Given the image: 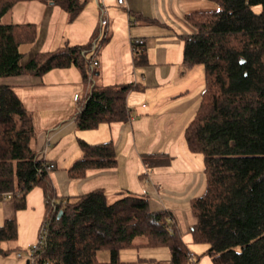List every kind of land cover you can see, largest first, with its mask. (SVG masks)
Returning a JSON list of instances; mask_svg holds the SVG:
<instances>
[{
	"label": "trees",
	"instance_id": "obj_1",
	"mask_svg": "<svg viewBox=\"0 0 264 264\" xmlns=\"http://www.w3.org/2000/svg\"><path fill=\"white\" fill-rule=\"evenodd\" d=\"M18 1L29 0H0V18ZM38 1L59 6L69 20L86 2ZM214 1L215 10L184 15L194 32L181 35L183 67L201 65L204 74L198 106L184 128L186 147L201 154L205 174L203 193L189 203L194 218L191 242L206 246L212 264H264V0ZM130 15L148 20L137 12ZM35 38L34 23L0 22V77L39 76L73 65L82 80L91 82L93 70L84 45L37 51L23 63L19 47ZM131 51L133 63L146 62L143 41L131 40ZM130 88L91 84L74 115L75 127L93 129L100 123L127 120ZM34 136L30 113L11 86L0 84V198L5 193L23 198L35 186L42 189L45 238L35 252L37 264H122L120 250L141 246L165 247L169 264H190V251L173 217L164 209H151L146 196L126 194L109 203L103 189H93L56 201L49 170L43 166L46 160L32 146ZM78 144L81 157L68 167L71 177L116 165L110 141L79 139ZM160 159L143 156L148 166ZM16 237L15 219L5 218L0 225V255L7 253L2 243ZM104 249L108 261L98 258Z\"/></svg>",
	"mask_w": 264,
	"mask_h": 264
},
{
	"label": "rangeland",
	"instance_id": "obj_2",
	"mask_svg": "<svg viewBox=\"0 0 264 264\" xmlns=\"http://www.w3.org/2000/svg\"><path fill=\"white\" fill-rule=\"evenodd\" d=\"M27 2L28 1H20L18 5H13L9 11L1 16L0 22H19L27 21V19L33 21L36 26V34L38 30L36 46H33V50L36 51L44 49L53 50L57 47L63 46L65 44L63 42L66 40L68 42L67 44L87 46L86 49L88 51L86 56L88 58H91L90 56H94L97 60L100 59V65L92 72V84H100L101 80L102 83L105 81L110 84L123 81V84H130L132 88L134 83H141V79L137 71H135L136 76L134 77V66L130 56L131 42L129 41V37H132V41H136L138 38V40L141 39L143 41V38L139 37L136 34V31H143L144 34H140V36H144V38L149 40L150 43L153 42L154 38L158 35H164V37H171L172 35L173 38L180 42L178 35L190 31V25L182 18H177V16H175L174 13L169 10V7H167V12H164L162 9L159 10L158 16H154L157 19H154L152 16V5H149L152 2L150 0H138V5L145 3V6L142 8L143 15H141H145L144 17L148 16V20L151 19L152 21L149 20L150 23L148 24L138 23V18H135V16L131 15V18L137 20V22L133 25V22L131 21L129 26L126 18L128 9L127 6L117 5L116 0H105L103 5L107 11V17L110 18V23L113 26L112 31L108 29L107 26L102 28V32H108L103 36L104 38L106 37L105 39L102 36L97 38L99 33V25L97 23V17H95V11L92 10L94 7L95 10L97 9L94 0H87L89 6L85 10L83 9V15L77 16L80 13L79 11V13L72 20H69L66 11L56 5L55 7L62 16H55L52 26L50 27L40 23L42 11L40 7H33L31 2ZM25 4H29L27 11L24 8ZM185 7L186 8L184 9L187 12L193 10L209 11L217 9L218 4L214 0H192L191 3H188ZM254 9L258 11L260 6L256 5L254 6ZM46 34L50 35L48 36V40L47 36H45ZM61 35H63V37H61ZM95 39L98 40L97 49L93 50L91 49V44H93V40ZM21 48L22 46L20 49ZM26 51L28 52V49ZM135 68H137V66H135ZM193 68L194 69L191 75L188 77V92L183 94L181 97L178 96L173 98V102L182 101L183 99L192 100V103L185 111V114L182 116V118H176L173 122L171 119H169L167 121V125H165L167 122L164 124L163 121H160L161 123L156 125L158 122L157 118H159L156 116L157 118L154 117L152 119L154 124H152L151 121L149 123H145V131H143L141 135L139 134V136H137V149H141L147 144L152 143L151 141L153 138H161V136L166 132L168 137H170L166 141L158 140L157 142H153L156 146L153 149H162L166 151V155L163 156H166L167 160L166 158L160 159V162L164 164L166 163V165L163 164L161 167L170 168V170L174 172L173 177L178 183L177 190L175 191L176 193L169 196L167 195L168 197H164L162 192L163 201L166 204L164 207L170 209V211L176 215L178 226L185 225L188 218L193 219L189 208L190 200L192 197L201 195L205 188V174L203 172L202 156L199 153L190 152L186 147L184 139V128L194 115V112L198 106L200 92L204 86V74L202 66L194 65ZM200 69L202 70V73L200 72ZM60 70L67 72L69 77L66 80H58L52 84V97L56 101H60L63 97V92L68 89L69 91L77 89V91L83 94L87 83L82 80L80 70L77 67L71 65L70 67L64 69L54 68L51 72H60ZM97 72H99V75ZM73 73L79 76V78L77 77V84H75L76 80H73L71 77ZM39 76L42 77L46 75L43 73ZM6 79L7 78L0 77V80L6 81ZM94 80L96 83H94ZM35 92L38 94L34 95L37 98H40V89L34 90V93ZM23 93L24 92H22L21 95H23ZM25 97H30V94H27ZM25 97L23 101L26 100ZM28 101L29 102H24V104L25 108L31 115L32 125L34 127L35 133L36 131L45 132L49 131V129H54V127L57 126L56 123H60L63 120H59L58 118L60 113L59 107L62 105L60 102L55 104L53 102L50 103L48 100L47 106L46 104L39 103L40 101L36 102L32 100V97H30ZM170 101L172 100L170 99L167 102ZM75 109L70 107L68 109V115L75 114ZM166 117L167 115L164 116V119ZM82 132L89 131H74L68 136H65L58 144H55L54 142L51 143L50 149L52 150L54 157L56 156L55 158L57 165L56 167L50 169L49 172H54L57 170L63 171V168L67 165L65 163H67L70 159H73V157L78 155V153L81 154L78 140L82 139L80 136L83 134ZM75 159L76 158H74V160ZM165 181L167 182L168 179H165ZM57 187L59 196L58 198H55L56 201H58L59 198L64 195L62 192H60L61 188L59 184H57ZM18 196L19 195L15 196L14 194H10L9 197L4 196L0 198V225L3 223L5 218H14L17 231L16 239L13 241L3 242L2 246L7 250V253L5 254L6 256L13 257L19 264H25L28 246L37 241L39 232L41 230L44 217L45 198L42 189L38 186L28 190L23 198H19ZM116 197L118 198L119 196ZM68 198L72 199L73 197L71 195ZM117 198L113 199L111 193H107L106 195V200L109 203L113 202ZM188 233L189 230L187 227L185 233L181 232V236L182 239H184L185 242L189 244L188 246H190L191 249H193L196 253V264H212L210 258L204 251L206 246L200 243H191L190 240H188ZM141 239L142 238H138L137 241H141ZM18 250L22 252L21 258L15 257V252ZM120 252L119 254H122L124 259L131 261L129 264H150V260L160 261V259L166 260L169 258V250L165 247L122 249ZM138 257L145 258L139 259ZM98 258L102 261L108 259V250L104 249L99 251ZM164 264L168 263L165 262Z\"/></svg>",
	"mask_w": 264,
	"mask_h": 264
},
{
	"label": "crops",
	"instance_id": "obj_3",
	"mask_svg": "<svg viewBox=\"0 0 264 264\" xmlns=\"http://www.w3.org/2000/svg\"><path fill=\"white\" fill-rule=\"evenodd\" d=\"M94 1L97 6V9L95 10L94 7V9L92 10L95 11V17H97V23L99 25L100 5H103V3H105V0H94ZM150 1H152L151 4L149 5H152L153 17L158 16L159 14L158 12L161 9L164 12H167V7H169V10L173 12L174 15L177 16V18H182L185 21L184 15L186 13L191 12V11L189 12L185 11L184 8H186L185 6L188 3H191L192 0H150ZM19 2L20 1L14 3L13 5L15 4L18 5ZM29 2L32 3L33 7L38 6L42 10L40 23H42L43 25L45 24L46 26L50 27L52 26V22L54 21L55 16H62L59 14L57 8L55 7L56 5L52 3L42 2L38 0H29L27 3ZM144 4L145 3H143L142 5L141 4L138 5V0H126V4L124 5L127 6L128 8L127 16H126L128 26L130 25L131 21L133 22L132 23L133 25L134 23L137 22V20L131 18L130 13L132 12L134 13L138 11L137 13L140 12L139 14L143 15L142 8L143 6H145ZM28 5L29 4H25L24 6L26 11L28 9ZM88 6L89 5L86 0L82 9L80 10V13L77 16L83 15L82 14L83 9L85 10ZM10 9L11 8H9L7 11H9ZM193 11H198V10H193ZM146 17L149 18L148 16ZM155 18L156 17H154V19ZM23 22L34 23L33 21L28 19L27 21H19V22L15 21V22H4V23H23ZM110 22L111 20L110 18H108L107 28L112 31L113 26L111 25ZM138 23L148 24L150 23V21L145 19L144 20L138 19ZM189 30L190 31H187L186 33H181L178 35L180 42H178L175 38H173L172 35L171 37H164V35H158L154 38V41L151 43L149 42V40H146L144 36H140V34H144L143 31H136V34L139 37L143 38V46L145 47L146 50L145 51L146 62L144 64L133 63L132 51H130L131 61L134 66L133 69L134 77L136 76L135 71H137L140 76L141 83L138 82L134 83L132 88H130L126 94V105L129 110L128 119L125 121L118 120L108 123L107 122L102 123L93 129L83 130L89 132H82L83 134L81 135L79 134L84 141L89 143L110 141L115 149L116 165L114 167L102 168V169L90 168L86 170L85 175L83 177L73 178L68 174L67 169L76 159L81 157L80 156L81 154L78 153V155L73 157V159H70L67 163H65L67 165L63 168V171L57 170L54 172H49L51 184L56 193L57 198L59 196L57 191L58 188L57 184L60 185L61 188L60 192L64 194L59 199H65L70 197L71 195L72 197H74L82 193L91 191L93 189H103L105 195H107V193H111L113 199L117 198L116 196L121 197L126 194L146 196L148 198V202L151 209L153 210L164 209L171 214V216L173 217V222L177 227L180 236H181V232L185 233L188 227L189 230L188 240H190L191 242L190 228L194 223V218L193 219L188 218L187 223L185 225L178 226L176 215L172 211H170V209L164 207V205L166 204L163 201L162 192L164 197H168L169 195L176 193L175 191L177 190L178 183L177 180L173 177L174 172H172L170 168L161 167L164 164L162 162L153 164L151 166H148L143 162L144 155H153L163 158L164 157L163 155H166L165 154L166 151L162 149H153L154 147H156L155 143L153 142H157L158 140L166 141L170 137H168V134L166 132L161 136V138H153L151 141L152 143L147 144L141 149H137L138 148L137 136H139V134L141 135L142 132L145 131L144 129L145 123H149L151 121V123L154 124V122H152V119L156 116L159 117V118L156 117L158 119L156 125L161 123L160 121H163V123L165 124L169 119H171V121L173 122L176 118L179 117L182 118V116L185 114V111L189 108L190 104L192 103V100L190 99H185V100L183 99L182 101L173 102V98L178 96L181 97L183 94H186L188 92V88H189L188 77L191 75L194 69L193 68L194 66L184 68L182 64L183 41L181 35L194 32V28L191 25L189 27ZM45 36H47V40H48L49 38L48 36L50 35L46 34ZM61 37H63V35H61ZM131 38L132 37H129L130 42L132 40ZM37 39H38V30L34 42L30 44L21 45L22 46L21 49H20L21 46L19 47V49L22 52H24V57L22 59L23 63L33 53L38 51V50L37 51L33 50V46H36ZM63 43H65L64 45H66L68 42L66 40ZM27 49L28 52L26 51ZM39 51H45V49ZM99 65H100V59L98 60V66ZM135 66H137V68H135ZM51 71H53V69L46 71L47 73L44 72L46 76H42V77L33 74L4 76V78L7 79L6 81L0 80L1 81L0 84H6L11 86L15 91V93L17 94V96L22 99L20 100L22 101L23 104L24 102H29L28 99L30 97H32V100L36 102L40 101L39 103L46 105L48 104L47 103L48 100L50 103L53 102L57 104L58 102H60V104H62L59 107L60 113L58 115V118L59 120L60 119L63 120L60 123L57 122L56 123L57 126L55 125L56 127H54V129H49V131H45V132L36 131L32 144L34 149L37 152H39V155L44 160L53 163L54 167H56L57 165L55 158L56 156L54 157L52 150L50 149V145L53 142L55 144H58L65 136H68L74 131L75 132L81 131L75 127L74 115L77 113V111L75 109L76 108L75 105L72 103V97L73 94L77 93L79 94L81 100H83V98L85 97V95L89 90V86L93 83V78L91 82L88 83L86 82L87 84L83 94L77 91V89H73L72 91H69L68 89L63 92L62 99L60 101H56L52 97L53 94L52 84H54L58 80H66L69 77V74H67V72H64L63 70H60V72H51ZM201 71L202 70L200 69V72ZM97 73L99 75V72ZM71 77L73 78V80H76L75 84H77L78 83L77 80L79 76L73 73ZM94 83H96L95 80ZM118 84H123V81L122 82L118 81V83L110 84L105 81H103L102 83L101 80V83L96 85L108 86V85H118ZM33 89L34 90L40 89L41 91L40 98H37L34 95L38 93L37 92L34 93ZM22 92H24L23 95H21ZM27 94H30V97L26 98L25 96ZM23 96L26 99L24 101H23L24 99ZM170 99L172 101L167 102ZM70 107L75 109V114L68 115L69 114L68 109ZM165 115H167V117L164 119ZM167 124L168 122L165 125ZM74 158L76 159L74 160ZM164 158H166V156ZM164 165H166V163ZM165 179L166 180L168 179V181L166 182ZM182 240L185 242L184 239ZM185 243L188 250L194 253V255H196L194 250L191 249L190 246H188L189 244H187V242ZM136 248H142V246L129 248V249H136ZM205 250L206 248L204 249V251ZM16 258H21V257H16ZM119 258L122 261V264H129V262H131V261H127V259H124L122 257V254H119ZM142 258L145 257H140L139 259ZM169 258L166 260L160 259V261H165L166 263H168ZM108 260L109 258L103 261H108ZM0 264H19V263L13 257L0 255ZM25 264H26V260H25Z\"/></svg>",
	"mask_w": 264,
	"mask_h": 264
},
{
	"label": "built area",
	"instance_id": "obj_4",
	"mask_svg": "<svg viewBox=\"0 0 264 264\" xmlns=\"http://www.w3.org/2000/svg\"><path fill=\"white\" fill-rule=\"evenodd\" d=\"M116 3L118 5H124V4H126V0H116ZM106 26H108L107 11L105 10L104 5H100L99 33H98L97 38H99L101 36L103 37L106 34V32H102V28H104ZM97 41L98 40H96V39L93 40V44H91V49H93V50L97 49ZM141 41H142L141 39L140 40L137 39L135 42H141ZM90 57L91 58L89 60V69L94 70L98 66V60L94 56H90ZM72 103L75 105L76 111L79 112L82 108V105H83V101L79 97V94H77V93L73 94ZM43 166L47 170L54 168V164L51 162H47V161L43 162ZM4 196L9 197L10 194L5 193L1 197H4ZM44 238H45V227H44V225H42L37 241L35 243L30 244L28 246V250L26 251L27 252V254H26L27 264H37L35 252L41 247V245L44 241ZM15 256L16 257H22V252L20 250L16 251ZM188 260H189L190 264H196V259H195L194 253H192V252L188 253Z\"/></svg>",
	"mask_w": 264,
	"mask_h": 264
},
{
	"label": "water",
	"instance_id": "obj_5",
	"mask_svg": "<svg viewBox=\"0 0 264 264\" xmlns=\"http://www.w3.org/2000/svg\"><path fill=\"white\" fill-rule=\"evenodd\" d=\"M60 213V212H59ZM26 264H27V261H26Z\"/></svg>",
	"mask_w": 264,
	"mask_h": 264
}]
</instances>
